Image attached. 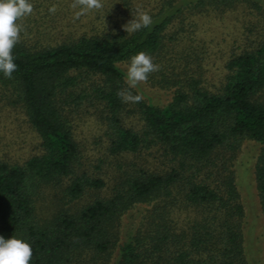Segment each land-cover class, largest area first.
I'll use <instances>...</instances> for the list:
<instances>
[{"label": "trees", "instance_id": "1", "mask_svg": "<svg viewBox=\"0 0 264 264\" xmlns=\"http://www.w3.org/2000/svg\"><path fill=\"white\" fill-rule=\"evenodd\" d=\"M139 1L152 23L128 33L121 10L115 19L107 10L104 27L90 21L89 32L58 41L33 11L19 19L12 49L18 67L10 78L0 73V85L16 95L41 154L23 164L0 158V235L28 241L30 264H250L233 167L244 140L260 146L254 179L264 216V0L104 2L136 16ZM31 3L33 10L50 9L53 0ZM229 14H245L252 28L212 91L190 61L201 70L207 50L196 36L203 20ZM27 29L41 38L30 39ZM140 51L159 65L147 81L175 89L167 105L135 90L138 102L117 95L127 89L124 66ZM88 96L102 105L100 164L122 162L111 186L80 162L71 102ZM48 192L59 204L42 216L38 202ZM132 211L139 222L126 228Z\"/></svg>", "mask_w": 264, "mask_h": 264}, {"label": "rangeland", "instance_id": "2", "mask_svg": "<svg viewBox=\"0 0 264 264\" xmlns=\"http://www.w3.org/2000/svg\"><path fill=\"white\" fill-rule=\"evenodd\" d=\"M60 1L61 3L53 0L50 9L44 7L40 10H33L34 18H39L41 28L50 34L49 39L52 41L67 39L73 33L79 35L83 32H89L93 26L90 21H93L96 26L104 27L102 23L107 25L106 21L109 20L107 10H111L112 19L117 17L116 14L119 10L123 11L118 20L124 24L137 16V14L136 16L131 14L132 12L128 13L121 4H117V11L111 6L107 7L110 4L104 2L105 0H101V7L83 11L78 0ZM135 5L141 11L140 1L139 3L136 2ZM44 15L47 17L40 20ZM249 20L250 18L245 14L243 16L229 14L224 18L206 17L201 23L196 37L199 46H205L207 54L201 55L204 57L203 61L200 62L202 63L201 70L199 65H196L197 62L193 64L192 60L189 61L193 70H197L195 76L197 78L201 76L202 80L204 79L203 84L210 90L216 91L221 85L226 72L227 59L233 51H239L238 46L245 42L246 36H249V30L252 28ZM26 26H29L28 22ZM25 31L32 40L41 38V35L39 36L36 31L30 33L28 29ZM127 66H124L126 71ZM134 90L144 97L152 99L153 103L164 106L172 100L175 89L153 87L147 80L139 82L135 87H130L127 83L125 93L133 95ZM17 101L15 94H7L3 86L0 85V158L11 163L23 164L29 158L41 154V148L38 134L28 122L24 110ZM71 106L72 113L75 111L74 134L81 149V165L87 172L97 177L100 176L110 186L113 185V174L117 172V167L122 162H119V158L117 160L114 157L110 158L113 166H110L107 161L103 164L99 162L100 158H104L106 154L102 105L94 97L88 96L79 104L72 101ZM259 153L260 146L256 142L244 140L233 167L241 198L246 207L244 231L246 253L250 264H264V216L259 207L254 179V167ZM105 191L107 188L104 189ZM52 192L42 196L38 202L39 212H42V216L49 215L54 208L58 207V197L56 198ZM91 197L92 193H88L84 199L87 201ZM137 222L139 219H136L135 212L132 211L125 218L124 225L129 228Z\"/></svg>", "mask_w": 264, "mask_h": 264}, {"label": "clouds", "instance_id": "3", "mask_svg": "<svg viewBox=\"0 0 264 264\" xmlns=\"http://www.w3.org/2000/svg\"><path fill=\"white\" fill-rule=\"evenodd\" d=\"M81 10L101 7L100 0H78ZM31 0H0V73L11 77L18 65L14 62L12 49L19 40L21 25L19 19L31 14ZM152 23V17L146 11H138L137 16L123 25L125 31L134 32L146 28ZM159 69L150 54L140 51L130 57L125 81L130 87L146 81L148 74ZM123 101L138 102L140 95L118 92ZM33 250L30 243L15 235L5 238L0 235V264H30Z\"/></svg>", "mask_w": 264, "mask_h": 264}]
</instances>
